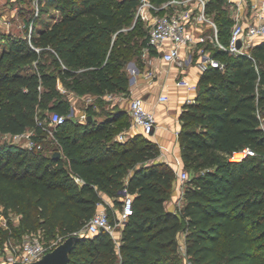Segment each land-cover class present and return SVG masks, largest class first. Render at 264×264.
I'll return each mask as SVG.
<instances>
[{
    "label": "trees",
    "instance_id": "trees-1",
    "mask_svg": "<svg viewBox=\"0 0 264 264\" xmlns=\"http://www.w3.org/2000/svg\"><path fill=\"white\" fill-rule=\"evenodd\" d=\"M225 1L209 0L207 11L227 43L233 19ZM138 3L57 0L59 19L37 30L33 45L9 37L6 46L0 37V135L32 130L43 141L41 122L48 112L69 115L72 93L127 94V65L140 62L148 46L149 34L135 23ZM211 52L226 67L203 72L196 101L180 117L181 157L192 173L183 206H166L178 174L158 160V144L139 132L119 140L131 126L130 114L115 107L99 116L89 106L92 120L67 118L50 153L0 148V211L7 220L0 244L21 243L28 234L75 235L69 264H264V42L250 55L214 46ZM248 148L254 155L233 158ZM125 189L133 195V214L121 239L105 230L86 233L101 205L117 222ZM12 215L21 217L18 227Z\"/></svg>",
    "mask_w": 264,
    "mask_h": 264
},
{
    "label": "built area",
    "instance_id": "built-area-1",
    "mask_svg": "<svg viewBox=\"0 0 264 264\" xmlns=\"http://www.w3.org/2000/svg\"><path fill=\"white\" fill-rule=\"evenodd\" d=\"M136 11L137 18L144 20L147 25L151 24V29L148 36V46L145 51L154 50L159 54L164 61L171 64L183 65V50L184 48H195L198 43L211 44L222 51H226L232 55L247 54L250 55L251 50L257 44L264 42V0H251L248 5L247 0H229L235 9V23L232 27V32L227 43H224L219 38V29L207 11L209 0H168L162 5L155 4L152 0H138ZM40 1L36 0L35 12L31 21V32L34 28V23L40 12ZM165 10L162 15L155 14L156 11ZM4 21H7L6 19ZM208 24L213 30L212 35H202L197 40L194 38L192 26L194 23ZM32 44V38H30ZM241 43V46H239ZM201 70L204 72L208 67H216L225 69L226 64L216 58L211 51L202 49ZM154 77L153 73L148 75ZM178 86H183L189 90H196L197 85L192 84L186 79H180L176 82ZM160 101L166 102L168 96L162 94L159 97ZM195 102L190 100L189 102ZM129 114L132 118L130 128L137 129L136 132L146 136L153 134L157 127V117L154 111L149 110L145 101L140 98H134L130 102ZM87 115H84V121ZM66 116L54 112L49 116V123L58 127L66 122ZM46 121V120H45ZM45 122H41L43 124ZM34 131L29 130L23 134L15 135L17 137H27L29 139L27 147L35 150H43L42 141L34 139ZM178 136L180 131L176 133ZM128 138L125 133L119 135V140L124 141ZM247 154L254 155L251 149L242 151ZM239 153V152H237ZM234 159H242L236 157ZM178 174V184L176 190L179 193V204L184 199L185 184L189 180L188 173L185 170ZM133 214V195L124 190L123 211L118 213L117 222L111 223L106 208L103 211H98L89 221L85 230L90 236L96 235L100 231H107L114 238L118 239V229L122 228L129 216ZM60 243L46 247L42 242L39 234H28L24 237L21 243L14 240L5 242V248L0 244V264H31L36 262L49 251L53 250ZM7 251V255H6ZM192 264V263H188Z\"/></svg>",
    "mask_w": 264,
    "mask_h": 264
},
{
    "label": "crops",
    "instance_id": "crops-1",
    "mask_svg": "<svg viewBox=\"0 0 264 264\" xmlns=\"http://www.w3.org/2000/svg\"><path fill=\"white\" fill-rule=\"evenodd\" d=\"M57 19H55V21ZM192 31L194 32V38L196 40L202 35L208 36L213 34V30L208 24L196 22L192 26ZM212 46L209 43H198L193 49L184 48L183 65L171 64L164 61L161 58V54L156 51L155 53L145 51L146 64L144 67L139 66L136 61H130L128 63L127 71L130 80V88L127 94L108 92L105 95L100 96L93 93H72V101H76L80 104L78 107L75 106L73 108V113L87 112L88 107L93 103L95 104L99 99H105L113 108L116 107L129 113L131 100L137 97L142 98L145 101L146 107L149 110L154 111L157 117V127L149 138L156 142L160 147L161 154L158 160L166 162L177 173H179L184 170V162L181 157L180 137L176 134L177 131L181 130L180 117L186 106L193 103V101H189H196L199 81L203 74L201 70V50L204 49L211 51ZM150 73H153L154 77L150 78L148 76ZM180 79H186L192 84L197 85V89L189 90L186 87L178 86L176 82ZM60 89L63 93L67 92V90L63 86L61 87V85ZM162 94L167 95L169 100L166 102L160 101L159 97ZM85 104L88 106L86 105L87 107H84ZM136 130L137 129L129 128L125 134L129 136L137 133ZM178 200L179 193L175 189L171 199L166 203L168 209L176 210L175 208L178 205L180 207L183 206V201L179 204ZM105 201L113 206L112 199L105 198ZM104 209L105 206L101 205L99 211H103ZM2 218L6 222L2 223L1 221L0 225L6 226L7 220L3 216ZM16 218L18 223H20L21 217L16 216ZM122 228L118 229V240L121 239ZM180 244L182 253L185 254V234L180 236ZM3 246H6L5 243Z\"/></svg>",
    "mask_w": 264,
    "mask_h": 264
},
{
    "label": "rangeland",
    "instance_id": "rangeland-1",
    "mask_svg": "<svg viewBox=\"0 0 264 264\" xmlns=\"http://www.w3.org/2000/svg\"><path fill=\"white\" fill-rule=\"evenodd\" d=\"M39 6H40V12L38 17L35 20L34 23V28L33 31L31 32L30 27H31V21L33 20L34 17V12H35V6H36V0H0V37L4 38V42L6 46L9 44L8 38H23L28 41H30V38H34L37 36V30L39 28H44L49 25H52L55 22V19L59 18V12L56 10L57 6V0H39ZM248 5H250L251 0H247ZM232 3L229 2V0L225 1L224 6L227 9L229 15L233 19V25L235 23V9L232 7ZM165 13V10H159L156 11L155 14L162 15ZM7 21H4V20ZM136 20V22H135ZM134 22L138 24V26L144 30L147 34H149V31L151 29V24L147 25V23L142 20L141 18H137L135 16ZM30 21V22H29ZM1 52V51H0ZM139 66L144 67L146 64V57H145V49L143 50L142 54L140 55V62H137ZM128 66V65H127ZM62 87V85H61ZM64 87V86H63ZM66 94V93H64ZM104 101V106L102 104H98L95 102L91 106L94 107V110L99 114V116L102 115V110H109L113 108L108 101L105 99H102ZM83 103V102H82ZM81 103V104H82ZM76 101L71 102V113L66 116V118L71 119L73 122H85L84 121V115H87L88 119V113L87 112H76L73 113V108L75 106H79ZM87 104L84 105V107ZM104 108V109H103ZM54 112V111H53ZM53 112H48L47 113V120L45 121V126H46V132L47 135L45 137V140L42 141L44 149L47 152H52L57 148V142L55 139V134L56 130L58 127L52 125L49 123V116ZM130 116V115H129ZM261 120L262 124L264 127V114H261ZM130 121L132 124L131 116H130ZM34 134V133H33ZM29 139L27 137H17L15 135L11 134H4L0 135V148H27ZM238 157V155H240ZM236 157L238 158H243L245 157V153L239 152L237 153ZM240 160V159H237ZM188 172V171H187ZM191 172H188L189 178L191 177ZM184 204V200L182 202ZM180 208L178 205L175 209ZM2 211H0V222L2 223L6 222L2 218ZM5 218V216H3ZM11 221L14 223L15 226L18 227V221L16 216L12 215L10 216ZM40 237L42 242L45 244L46 247H50L54 244L61 243L64 240L61 238H56L53 239L50 236H46L44 233H40ZM3 246V245H2ZM5 248V246H3ZM7 255V251H6Z\"/></svg>",
    "mask_w": 264,
    "mask_h": 264
},
{
    "label": "water",
    "instance_id": "water-1",
    "mask_svg": "<svg viewBox=\"0 0 264 264\" xmlns=\"http://www.w3.org/2000/svg\"><path fill=\"white\" fill-rule=\"evenodd\" d=\"M241 46V43H239ZM163 56V54H161ZM88 121L92 120V116H88ZM57 156H60V152H56ZM79 240L78 236H70L66 238L63 242L57 245L53 250L47 252L42 259L33 262L31 264H69L70 253L74 249L75 245Z\"/></svg>",
    "mask_w": 264,
    "mask_h": 264
},
{
    "label": "bare ground",
    "instance_id": "bare-ground-1",
    "mask_svg": "<svg viewBox=\"0 0 264 264\" xmlns=\"http://www.w3.org/2000/svg\"><path fill=\"white\" fill-rule=\"evenodd\" d=\"M239 156H241V154H240V155H238V157H239Z\"/></svg>",
    "mask_w": 264,
    "mask_h": 264
}]
</instances>
